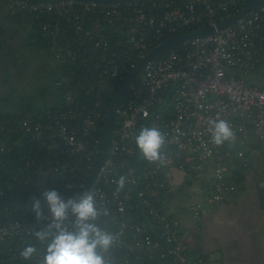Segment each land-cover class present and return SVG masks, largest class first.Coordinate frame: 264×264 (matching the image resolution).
Wrapping results in <instances>:
<instances>
[{
    "label": "built area",
    "instance_id": "built-area-1",
    "mask_svg": "<svg viewBox=\"0 0 264 264\" xmlns=\"http://www.w3.org/2000/svg\"><path fill=\"white\" fill-rule=\"evenodd\" d=\"M250 1L11 0L12 14L21 9L45 19L43 35L58 67L51 110L20 121L0 113V153L22 165L17 179L25 195L55 182L69 194L62 197H74L95 169L112 100L140 61L170 38L217 28ZM162 53L141 67L119 99L112 123L119 126L111 127L103 163L86 190L101 210L96 223L114 237L102 253L106 264H192L188 236L210 209L243 194V168L264 170V0L225 28ZM217 114L235 132L219 146L207 132ZM144 125L165 134L164 164L139 153L134 136ZM174 170L184 173L182 188L198 184L190 192L198 202L188 207L194 219L188 228L167 210ZM32 202L10 200L0 211V264H19L35 228L50 222L36 219Z\"/></svg>",
    "mask_w": 264,
    "mask_h": 264
},
{
    "label": "crops",
    "instance_id": "crops-1",
    "mask_svg": "<svg viewBox=\"0 0 264 264\" xmlns=\"http://www.w3.org/2000/svg\"><path fill=\"white\" fill-rule=\"evenodd\" d=\"M5 14L2 13L0 19ZM4 19L5 22L3 19L0 22V54L1 48L5 49V54L8 51L4 46V30H10L16 25L12 19L7 17ZM1 26L4 28L3 30ZM17 33L23 43L33 42L32 39L28 38L27 41L24 32L18 27ZM31 47L34 49L37 46L33 47L32 45ZM38 49L39 51L34 49L39 53L37 58H41L40 60L47 64L49 74L44 76V83H41L39 88L41 98L35 101H27L32 111H39L46 106L47 101L50 102L54 92L51 78L57 74V70L53 69V60L48 51ZM3 63L6 68L4 61ZM6 75H10V73ZM4 81L7 82L6 79ZM49 87L50 92L44 95L42 93L43 88ZM12 92L17 95L16 91ZM21 101H23V97L20 95H17L15 99L6 101L0 97V112H20L22 109ZM172 176L174 191L168 200L167 210L170 215L181 219L184 227L188 228L194 222L188 207L198 202V198L190 192L198 188V184H195L194 188H182L184 173L174 170ZM244 182L245 190L237 200L210 209L203 217L201 229L198 231L195 229L188 236L187 239L192 248V264H227L226 260L229 264H264V201L262 199L264 197V170L257 175L253 170H247ZM215 253H220L221 257Z\"/></svg>",
    "mask_w": 264,
    "mask_h": 264
},
{
    "label": "clouds",
    "instance_id": "clouds-1",
    "mask_svg": "<svg viewBox=\"0 0 264 264\" xmlns=\"http://www.w3.org/2000/svg\"><path fill=\"white\" fill-rule=\"evenodd\" d=\"M207 132L210 141L218 146L235 138L231 124L219 114L208 119ZM134 141L144 159L165 163L162 148L166 143V136L158 127L141 126ZM253 172L256 175L259 173ZM125 180L124 176L119 178L117 183L120 188L124 186ZM43 195L49 217H45L40 200L32 202L36 219L50 220L45 227L37 228L33 233L42 246L41 264H106L102 253L110 248L114 237L96 223L101 210L97 207L95 193L85 191L65 199L59 190L49 189ZM37 251L34 243H26L19 254L24 260H29Z\"/></svg>",
    "mask_w": 264,
    "mask_h": 264
},
{
    "label": "trees",
    "instance_id": "trees-1",
    "mask_svg": "<svg viewBox=\"0 0 264 264\" xmlns=\"http://www.w3.org/2000/svg\"><path fill=\"white\" fill-rule=\"evenodd\" d=\"M11 0H0V15L2 13H4V11L7 9V13L5 14L7 16V18L12 19L14 23L18 24V28H20V30H22V32H24L25 34V39L28 41V39H32L33 42H24V46H32L33 47H38L40 49L46 50L48 51L49 55L51 56L52 60H53V69L58 71V67H57V59L56 56L50 51V39L47 36H44V23H45V19H39V18H35L34 16H32L31 14L25 12L24 10L19 9L18 13L12 14L10 12V10H8L9 4H10ZM133 0H121V2H132ZM109 3V2H106ZM1 17V16H0ZM196 28H191L185 31H191L194 30ZM173 35V34H172ZM169 36V35H168ZM28 38V39H27ZM179 42L172 44L171 46L167 47L165 50H163L162 52L165 53L168 49H170L171 47H175L178 45ZM30 46V47H31ZM36 47V48H37ZM32 48V47H31ZM34 48L36 51H39V49ZM5 49L1 48V54L4 58V62L6 64V68L8 69V62L7 60L12 56H14L12 54V52L7 51V53L5 54L4 52ZM34 50V51H35ZM160 52V53H162ZM162 53V54H163ZM55 59V60H54ZM68 68V66H65ZM63 69V68H62ZM8 72V71H7ZM76 72V71H75ZM9 74V72H8ZM58 76V72L55 76H53L51 78V80H53V89H54V80L57 78ZM7 83L10 81L9 79V75H7V77L5 78ZM4 79V80H5ZM50 92V87L49 88H43L42 93L45 95L46 93ZM52 94V93H51ZM58 98V96L55 98L54 96V92L52 94L51 100L50 102H48L46 104V106L41 109V110H37V111H32L30 108V105L28 104V102L23 99V101H21L22 104V109L20 112H16V113H12V112H0L1 114L5 115L6 117H8V119H16L17 121L22 120L23 118L27 117L28 115H32V116H37V115H41L43 111L46 110H51L52 105L55 103L56 99ZM102 126L105 125L104 122L101 123ZM113 128L118 127L119 125L116 124V122L112 125ZM101 133V132H100ZM10 143V142H9ZM15 151V149H14ZM20 157L25 158V155H21ZM15 159V158H14ZM17 160V159H16ZM13 160L12 155H6V154H1L0 153V181L5 184L7 187L10 188V190L16 194L19 195H25V193L28 192V190L24 189L23 187L20 186L19 181H18V177L20 175L19 173V167L21 168L22 165H19L17 163H19L18 161ZM22 161V160H21ZM24 163V162H23ZM23 168V167H22ZM244 170H241L239 172V176L241 179L245 178V172L246 169L243 168ZM73 172H70L68 175H66L65 177L68 178L67 180H69V178L71 176H73ZM52 185L53 189H57L59 190V187L55 184V182L50 183ZM8 197H11L10 200H12L13 204L16 203H21L14 195L8 193L1 185H0V211H2L5 206L7 205V203L10 202V200L8 199ZM171 197V196H170ZM1 222V221H0ZM37 228H40L39 226ZM37 228H35V231L37 230ZM34 231V232H35ZM33 232V233H34ZM34 237V236H33ZM18 240L21 241V238L18 237ZM29 243H34L38 249L37 253L34 254L32 256L31 259L29 260H20L18 259L17 262L19 264H41V260H42V246L40 244L39 241H37L34 237V239H31L29 241Z\"/></svg>",
    "mask_w": 264,
    "mask_h": 264
},
{
    "label": "rangeland",
    "instance_id": "rangeland-1",
    "mask_svg": "<svg viewBox=\"0 0 264 264\" xmlns=\"http://www.w3.org/2000/svg\"><path fill=\"white\" fill-rule=\"evenodd\" d=\"M4 13H7V11H4ZM3 16L7 17L6 15ZM4 17L0 19V22L2 19L3 22L6 21ZM17 27L18 24H16L14 28L4 30L3 32L4 46L9 52H12L14 56H11L7 60V70L3 63L4 58L2 54H0V97L3 101H6L15 99L17 95H20L25 102H29L30 100L35 101L41 98L39 88L41 87V83H44L45 75L49 74V67L40 60L41 58H37L39 53L34 51L33 48L22 44V39L18 37ZM1 29L3 30L4 28L1 26ZM7 71L10 73L9 83H5L4 81L8 73ZM12 91H16L17 95Z\"/></svg>",
    "mask_w": 264,
    "mask_h": 264
},
{
    "label": "water",
    "instance_id": "water-1",
    "mask_svg": "<svg viewBox=\"0 0 264 264\" xmlns=\"http://www.w3.org/2000/svg\"><path fill=\"white\" fill-rule=\"evenodd\" d=\"M83 1H97V2H113V1H121V0H83ZM260 0H251L249 2V4L245 7V9H243L240 13H238L237 15H235L234 17L220 23L217 28L214 27H210L207 29H202V30H198L195 31L193 33H187V34H181L178 36H175L173 38H170L166 41H164L163 43H161L159 46H157L156 48H154L152 51H150L141 61L140 63L133 69V71L131 72V74L128 76V78L124 81V83L122 84V86L120 87V89L118 90V92L115 94L111 106H110V110L108 113V118L106 121V125L104 127L103 133H102V142H101V146H100V151L97 157V161H96V166L95 169L93 171V174L89 180V182L87 183V185L81 189L80 191H78L75 194H72V196H76V195H80L82 194L84 191H86L92 181L94 180V178L96 177V175L98 174V171L103 163L104 157H105V152L107 149V144H108V140H109V135L111 132V127H112V123L114 121L115 118V112L117 109V105L119 102V99L121 98V96L123 95L128 83L133 79V77L137 74V72L141 69V67L152 57L156 56L157 54H159L160 52H162L163 50H165L167 47L171 46L172 44H175L177 42L186 40V39H192V38H196V37H200V36H204L210 33H213L216 31V29H223L226 26L236 22L238 19H240L242 16H244L249 10H251L252 8H254L257 3ZM0 185L10 194L14 195L21 203H25L28 201H35V200H41V199H45L43 193L44 192H39L36 194H26V195H19L16 194L14 192H12L9 187H7L5 184H3L0 181ZM60 193V192H59ZM61 196H65V195H69V194H65V193H60ZM264 201V197L262 198ZM215 255H218L219 257H221L220 253H215ZM226 263L229 264V262L226 260Z\"/></svg>",
    "mask_w": 264,
    "mask_h": 264
},
{
    "label": "flooded vegetation",
    "instance_id": "flooded-vegetation-1",
    "mask_svg": "<svg viewBox=\"0 0 264 264\" xmlns=\"http://www.w3.org/2000/svg\"><path fill=\"white\" fill-rule=\"evenodd\" d=\"M49 101H47L46 103H48ZM187 209V208H186Z\"/></svg>",
    "mask_w": 264,
    "mask_h": 264
}]
</instances>
